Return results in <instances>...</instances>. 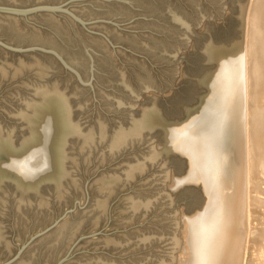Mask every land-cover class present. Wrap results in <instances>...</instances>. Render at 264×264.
I'll return each instance as SVG.
<instances>
[{"label":"water","instance_id":"95a60500","mask_svg":"<svg viewBox=\"0 0 264 264\" xmlns=\"http://www.w3.org/2000/svg\"><path fill=\"white\" fill-rule=\"evenodd\" d=\"M249 0H0V264H240Z\"/></svg>","mask_w":264,"mask_h":264},{"label":"bare ground","instance_id":"6f19581e","mask_svg":"<svg viewBox=\"0 0 264 264\" xmlns=\"http://www.w3.org/2000/svg\"><path fill=\"white\" fill-rule=\"evenodd\" d=\"M252 62L245 63L254 72L253 86L246 72L245 107L246 190L240 210V264H264V0H258ZM252 88V91H251ZM246 91V90H245Z\"/></svg>","mask_w":264,"mask_h":264},{"label":"rangeland","instance_id":"374dc122","mask_svg":"<svg viewBox=\"0 0 264 264\" xmlns=\"http://www.w3.org/2000/svg\"><path fill=\"white\" fill-rule=\"evenodd\" d=\"M258 0H249L248 1V9L245 17V35H244V44H245V54L247 55L246 62L250 61L252 62V53H253V48L255 46V41H254V32H255V24L254 21L256 19V14L258 12L259 5L257 4ZM244 63H245V58H244ZM245 69L247 70V75L248 79L251 81V85L253 86V81L252 79L257 78L258 76L255 77L254 72L251 70V68H247V64L245 63ZM246 74V72H245ZM245 80H246V75H245ZM247 83V81H246ZM247 85L245 84V93L247 92L246 89ZM255 86H253L254 88ZM252 91V88H251ZM247 94V93H246ZM245 94V95H246ZM246 100V96H245Z\"/></svg>","mask_w":264,"mask_h":264}]
</instances>
